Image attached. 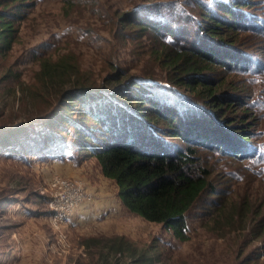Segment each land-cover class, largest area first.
I'll return each instance as SVG.
<instances>
[{"label": "rangeland", "instance_id": "374dc122", "mask_svg": "<svg viewBox=\"0 0 264 264\" xmlns=\"http://www.w3.org/2000/svg\"><path fill=\"white\" fill-rule=\"evenodd\" d=\"M28 1L32 6L26 10L16 41L8 53L0 55V129L31 125L29 132L38 131L48 116L61 115L65 90L82 83L102 85L116 67L130 77L160 86L163 90L157 93L166 103L175 98L178 92L169 86L168 70L155 57L158 39L131 30L124 35L118 24L123 14L136 15L142 5L147 7L140 14L147 16L149 4L175 0ZM247 11L263 20L264 0H254ZM254 39L255 48L246 57L254 69L226 75L227 86L219 93L228 94L234 84L241 86V81H253L262 74L264 79L258 66L264 69V38ZM62 59L75 65L72 71H59L53 81L40 79L43 60L53 63ZM258 99L249 102L252 107L247 121L255 125L251 131L261 140L264 98ZM72 109L71 115L77 117L82 106ZM244 111L232 108L224 116V124H231L229 132L232 128L242 131L239 118ZM161 127L165 129L163 124ZM175 142L171 139L169 145ZM201 154L213 170L218 191H225L222 203H227V209L247 199L264 217V162H235L206 149ZM250 166H257V174ZM55 175L82 181L91 196L76 208L69 225L59 227L48 218ZM204 199L211 202L212 198L206 195ZM188 218L190 238L181 242L163 224L129 212L120 201L117 184L102 174L97 160L78 154L73 147L63 160L20 157L0 148V264H134L131 248L138 257L151 258L148 264H264V236L256 237L253 224L244 229L241 222L238 229H221L212 224L211 211L205 212L200 205ZM120 237L130 250L114 253L110 247Z\"/></svg>", "mask_w": 264, "mask_h": 264}, {"label": "trees", "instance_id": "16d2710c", "mask_svg": "<svg viewBox=\"0 0 264 264\" xmlns=\"http://www.w3.org/2000/svg\"><path fill=\"white\" fill-rule=\"evenodd\" d=\"M175 1L149 4L147 16L140 14L147 7L142 5L136 15L123 14L118 23L124 35L131 30L158 39L155 57L168 70L169 86L178 92L174 99L166 103L157 93L163 90L160 86L116 67L102 85L82 83L65 90L61 115L48 116L38 131L29 132L31 125L0 129V148L20 157L63 160L73 147L78 154L95 158L102 174L117 184L120 201L129 212L163 224L181 242L190 238L188 214L199 205L211 211L212 224L219 228L238 229L242 222L245 229L253 224L256 237H262L261 211L247 199L227 209L222 203L225 191H218L213 170L201 153L206 149L235 162H264V139L255 138L251 131L255 125L247 121L249 102L264 98L263 74L241 81V86L234 84L228 94L218 92L227 86L226 75L254 69L246 57L255 48L254 38H264V19L247 11L254 0ZM31 6L28 0H0V55L12 48ZM74 66L63 59L43 60L40 79L53 81L59 71L68 73ZM77 105L82 109L73 117L70 110ZM232 108L246 110L239 118L242 131L229 132L231 124L222 121ZM171 139L175 145H169ZM250 169L257 174V166ZM206 195L211 202L204 199ZM126 244L117 238L110 250H130ZM133 250L134 264L150 262Z\"/></svg>", "mask_w": 264, "mask_h": 264}, {"label": "built area", "instance_id": "2783aa9c", "mask_svg": "<svg viewBox=\"0 0 264 264\" xmlns=\"http://www.w3.org/2000/svg\"><path fill=\"white\" fill-rule=\"evenodd\" d=\"M51 200L48 218L59 227L69 225L74 212L81 204L91 198L82 181H75L55 175L51 180Z\"/></svg>", "mask_w": 264, "mask_h": 264}]
</instances>
